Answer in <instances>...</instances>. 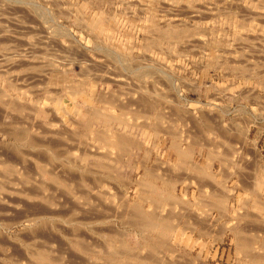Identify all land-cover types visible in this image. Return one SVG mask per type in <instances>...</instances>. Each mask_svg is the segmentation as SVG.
<instances>
[{"label": "rangeland", "instance_id": "obj_1", "mask_svg": "<svg viewBox=\"0 0 264 264\" xmlns=\"http://www.w3.org/2000/svg\"><path fill=\"white\" fill-rule=\"evenodd\" d=\"M115 132L127 150L93 136ZM177 144L217 147L211 175L228 178L235 198L264 191V0H0V264L264 256L248 200L232 201L233 222L212 247H189L176 222L173 233L132 226L143 169L144 191H183ZM152 201L166 213L157 217L177 218L179 200ZM232 229L257 239L254 254L236 253Z\"/></svg>", "mask_w": 264, "mask_h": 264}, {"label": "crops", "instance_id": "obj_2", "mask_svg": "<svg viewBox=\"0 0 264 264\" xmlns=\"http://www.w3.org/2000/svg\"><path fill=\"white\" fill-rule=\"evenodd\" d=\"M195 116L196 115H194V118H195ZM191 121H192V118H191ZM200 125H201V123H200ZM184 148L187 150V152L190 153L189 157L185 158V161L183 162L187 166L186 169L188 171L184 174L183 180L179 181V182H181L179 184L183 185V191L179 192L178 194L175 193L176 196L173 193V195L175 196L174 198L179 200V205H178V209H179L178 212L179 213L177 212V214H178V215H176L177 219L176 220L173 219V220H171V222L174 223L176 221L177 234H178L177 238L179 240H183V241L187 242L189 247L190 246L202 247V248L212 247L217 243V241H219V237L224 238V234H227V232H228L229 225L233 222V213L235 210L233 208H231L232 201L235 199H238L240 201L248 200V201H252V204H253L256 201L255 199H257V202H259L260 205H263L264 204L263 203L264 202V191L262 193H259V194L258 193H255V194L254 193H249V194H247V193L242 194L241 193V197L235 198L234 197L235 188H233V186L228 188V186H229L228 178H225V176L217 177L215 175L214 176L211 175L212 164H214V162H216V160H217V157L215 156L216 147L212 148L209 145H205L204 147H202V146H198L197 144H194L193 146L187 145V147H184ZM199 160H203V162L195 164ZM193 161L195 163H193ZM191 162H192V164H189ZM193 165H200V167H202V166L206 167L207 175L203 176L206 178H203L201 174H195L193 171L194 170ZM209 171H210V173H208ZM188 172H189V174H188ZM193 175H194V177H193ZM148 176H149L148 172H146L143 169L142 175L140 178H141V183H144V184L140 183L139 184V191H136L134 193L133 210L134 209L135 210L133 211V213H134V215L136 212H137L136 215L142 214L141 217L144 216L143 218H145V220H147L148 222L149 221L151 222V220L153 219V216L154 215L158 216V214H160V210H161V208L154 206L151 203V200H153V199L154 200H161L158 197L161 192L148 193L147 191L141 190V187H142V189H144V186H146V184L150 183L149 182L150 178H148ZM186 177H188V178H186ZM209 184H211V185H209ZM197 189H198V191H197ZM203 190H204V192H203ZM217 191H218V193H216V194L218 196L214 195L215 192H217ZM220 195H221V197H220ZM223 198L225 200H223ZM148 200H150V201H148ZM207 201H209V202H207ZM208 203H211L212 205L208 204ZM213 203H214V205L215 204L216 205L214 206ZM261 203H263V204H261ZM200 204H203V205H200ZM206 204H208V205H206ZM218 205L220 207H218ZM242 205L239 204V207ZM149 206H152L151 210L149 209ZM215 207L217 209H215ZM152 209H154V210L152 211ZM219 209H221V210H219ZM150 211H151V213H153V214L155 213V214L152 216ZM138 212H139V214H138ZM156 212H157V214H156ZM180 212H182V213L180 214ZM134 215H133V227H139V228H141L143 226L149 227L150 223L146 222V224H148V225H143L142 223L145 224V220L143 218H135L137 216L134 217ZM172 215L173 214H171V216ZM138 217H140V216H138ZM172 218H173V216H172ZM257 218L259 219V221L260 220L262 221V224H263L262 229L264 230V210H258ZM139 219H142V220H139ZM143 220H144V222H143ZM160 220L161 219L154 218V222H157L158 224H160V223L163 224L164 220L163 221L162 220L160 221ZM138 223L140 226L137 225ZM262 229H260V230H262ZM219 231H222L221 233H224V234L219 236V234H217Z\"/></svg>", "mask_w": 264, "mask_h": 264}, {"label": "bare ground", "instance_id": "obj_3", "mask_svg": "<svg viewBox=\"0 0 264 264\" xmlns=\"http://www.w3.org/2000/svg\"><path fill=\"white\" fill-rule=\"evenodd\" d=\"M108 97V96H107ZM113 98V97H112ZM109 100H110V98H108ZM140 99V98H139ZM117 101V100H116ZM103 102H104V100H103ZM115 102V101H114ZM114 102H112L111 101V104L112 103H114ZM118 103H119V101H117ZM129 102V101H128ZM124 103V105L121 103L120 105H118L117 103L115 104V108L116 107H118L121 111L122 110H124L126 107H124V106H126V105H128L129 106V104H131V103H129V104H126L125 105V102H123ZM127 103V102H126ZM133 103V102H132ZM138 102L136 101L135 102V104H137ZM146 104H147V102H145ZM142 104V103H141ZM114 105V104H113ZM122 105V106H121ZM135 106V105H134ZM140 106H142V105H140ZM150 106V105H149ZM153 106V105H152ZM132 107V106H131ZM137 107V106H136ZM144 108H145V105L143 106ZM148 107V106H147ZM154 107V106H153ZM135 108V107H134ZM150 108V107H149ZM149 108H147V109H149ZM127 109V108H126ZM138 108H136L135 109V112H137L136 110H137ZM151 109V108H150ZM131 110V109H130ZM144 110L145 109H143V112H144ZM162 110H164V109H162ZM134 111V110H133ZM142 111V110H141ZM151 111V110H150ZM98 112V111H97ZM146 112V111H145ZM152 112V111H151ZM157 112V111H156ZM91 113V112H90ZM146 113H148V112H146ZM163 113V112H162ZM91 114H93V111H92V113ZM101 114V113H100ZM159 113H157V115H158ZM94 115V114H93ZM97 115V114H96ZM104 115V114H103ZM162 115V114H161ZM182 115V114H181ZM108 117V116H107ZM162 117V116H161ZM160 116H159V118H161ZM132 119H133V117H131ZM139 117H137L136 119H138ZM145 117H143V119H144ZM162 118H164V117H162ZM208 118V117H207ZM127 119V118H126ZM135 118H134V121L136 120ZM140 119H142V117H140ZM147 119V118H146ZM145 119V120H146ZM149 119V118H148ZM167 119V118H166ZM183 120V119H182ZM209 120V119H208ZM119 121V120H118ZM144 121V120H143ZM164 121V120H163ZM99 122V121H98ZM147 122V121H146ZM191 122V121H190ZM143 123H145V122H143ZM180 123V122H179ZM193 123V122H192ZM155 124V123H154ZM194 124V123H193ZM108 125V124H107ZM132 125H134V124H132ZM153 125V124H152ZM157 125V124H156ZM171 125V124H170ZM195 125V124H194ZM112 126V125H111ZM130 126H131V124H130ZM144 126V125H143ZM247 126V125H246ZM152 127V126H151ZM155 127V126H154ZM158 127V126H157ZM156 127V128H157ZM191 128V127H190ZM63 129V128H62ZM167 129H170L169 127H167ZM170 130H172V129H170ZM217 130V129H216ZM154 131V130H153ZM158 131V130H157ZM156 131V132H157ZM161 131V130H160ZM237 131V130H236ZM165 132V131H164ZM169 132V131H168ZM172 132V131H171ZM190 132V131H189ZM218 132V131H217ZM238 132V131H237ZM178 133V132H177ZM180 134V133H179ZM221 134V133H220ZM174 135H176V134H174ZM93 136H95L94 138L96 139V140H98L99 142H101V143H103V144H105V145H107V146H109V147H112V148H116L117 149V147H122L123 148V146L125 147V143H127V138H124V137H126L125 135H123L122 136V134H118V133H110V134H108V136H103V135H98V134H95L94 133V135ZM194 138V137H193ZM192 138V139H193ZM197 138V137H196ZM184 139V138H183ZM191 139V140H192ZM190 141V140H189ZM191 142V141H190ZM195 143H196V141H194ZM198 142V141H197ZM46 143V142H45ZM199 143V142H198ZM129 144V143H128ZM209 144V143H208ZM50 145V144H49ZM48 145V146H49ZM135 145V144H134ZM178 145V144H177ZM213 144H211V146H212ZM222 145V144H221ZM44 146H45V144H44ZM216 146V145H215ZM51 147V146H50ZM50 147H48L49 149H50ZM139 147V146H138ZM173 148H175V149H173V150H175L174 152H175V154L177 155V157L176 158H178L177 159V161L180 163V164H184L183 162L185 161V158H187V157H189V155H190V153L189 152H187V150L186 149H183V148H181L179 145L178 146H172ZM213 147V146H212ZM121 148V150L123 151V149ZM215 148V147H214ZM217 148V147H216ZM124 149H126L127 150V148L125 147ZM107 149H105V151H106ZM216 150V149H215ZM90 151H92V150H90ZM94 151V150H93ZM109 151V150H108ZM190 151V150H189ZM87 152H89V151H87ZM216 152H217V150H216ZM109 153V152H108ZM219 153V152H218ZM98 153L97 152H95L94 151V153H92L91 152V155H92V157H100L99 155H97ZM106 154V153H105ZM119 155H120V153H118ZM222 154V153H221ZM107 155V154H106ZM175 155V156H176ZM220 155V154H219ZM227 155V154H226ZM148 157V156H147ZM213 157V156H212ZM105 158V157H104ZM226 158V157H225ZM227 160H228V158H227ZM38 161H39V159H38ZM41 162V161H40ZM222 162H225V161H222ZM46 163V162H45ZM98 164H100V163H97V165ZM190 164V163H189ZM192 164V163H191ZM96 165V164H95ZM161 165V164H160ZM99 166V165H98ZM196 166H198V165H196ZM234 166V165H233ZM155 167V166H154ZM168 167V166H167ZM167 169V168H166ZM193 171H194V173L195 174H201L202 175V177L203 176H205V175H207V173H206V167H203V168H200V169H197L195 166L193 167ZM224 169V168H223ZM236 169H238V168H236ZM182 170V169H181ZM46 171V170H45ZM53 170H51V172H47V174L49 175V177L50 178H54V177H56V176H54L55 174L52 172ZM170 171V170H169ZM168 171V172H169ZM183 171V170H182ZM185 171V170H184ZM222 171V170H221ZM181 172V171H180ZM223 172V171H222ZM241 172V171H240ZM25 173L26 172H24L23 173V176L25 175ZM56 173V172H55ZM150 173V172H149ZM210 173V172H209ZM175 174V173H174ZM181 174V173H180ZM236 174H237V172H236ZM56 175H58V174H56ZM159 175H161V173L159 174ZM192 175V174H191ZM27 176V175H26ZM59 176V175H58ZM166 176V175H165ZM222 176V175H221ZM237 176H238V174H237ZM60 177V176H59ZM151 177V176H150ZM158 177V176H157ZM193 177H194V175H193ZM119 178V177H118ZM153 178V177H152ZM167 177H165L164 179H166ZM178 178V177H177ZM186 178H188V177H186ZM192 178V177H191ZM196 178V177H195ZM201 178V177H200ZM203 178H206V177H203ZM239 178H241L240 176H239ZM178 179H180V178H178ZM185 179V178H184ZM202 179V178H201ZM255 179V178H254ZM169 180L171 181V182H169V184L171 185V184H173V182H172V180H174V179H172L171 180V178H169ZM241 180V179H240ZM259 180H260V178H259ZM263 180V179H262ZM68 181V180H67ZM199 181V180H198ZM207 181V180H206ZM261 181V180H260ZM264 181V180H263ZM69 182V181H68ZM67 182V183H68ZM101 182V181H100ZM189 182V181H188ZM241 182H242V180H241ZM65 183V182H64ZM198 183V182H197ZM206 183V182H205ZM209 183V182H208ZM256 184H258L259 182L257 181V182H255ZM69 184V183H68ZM141 184H144V183H141ZM203 184V183H202ZM207 184V183H206ZM241 184V183H240ZM174 185V184H173ZM197 185V184H196ZM209 185H211V184H209ZM74 186V185H73ZM146 186H147V184H146ZM198 186V185H197ZM253 186H255V185H253ZM170 187V186H169ZM201 187V186H200ZM204 187V186H203ZM243 187V186H242ZM245 187V186H244ZM73 188V187H72ZM172 188V187H171ZM255 188V187H254ZM201 189V188H200ZM74 190V189H73ZM142 190H144V189H142ZM202 190V189H201ZM210 190V189H209ZM212 190V189H211ZM246 190H247V188H246ZM197 191H198V189H197ZM225 191V190H224ZM223 191V192H224ZM201 192V191H200ZM203 192H204V190H203ZM211 192V191H210ZM209 192V193H210ZM256 192V191H255ZM254 192V193H255ZM214 193V192H213ZM216 193H218V191L217 192H215V194L214 195H216V196H218ZM220 194V193H219ZM203 195V194H202ZM205 195V194H204ZM213 195V196H214ZM231 195V194H230ZM223 196V195H222ZM88 197V196H87ZM138 197V196H137ZM161 200H154V201H163V203L165 202V204H169V206H175L178 202V200L176 199V198H174L175 196L174 195H171V193L170 192H161L160 194H159V196H158ZM220 197H221V195H220ZM45 198V197H44ZM47 198V197H46ZM84 198H86V196L84 197ZM50 199V198H49ZM48 199V200H49ZM218 199V198H217ZM86 200V199H85ZM147 200V199H146ZM177 200V201H176ZM199 200V199H198ZM221 200V199H220ZM223 200H225L224 198H223ZM256 201L253 203L254 204V206H256L257 207V210H264V202L263 203H261V204H263V205H260V203L259 202H257V199H255ZM52 201V200H51ZM50 201V202H51ZM148 201H150V200H148ZM152 201V200H151ZM206 201V200H205ZM260 201V200H259ZM153 202V201H152ZM151 202V203H152ZM204 202V201H203ZM207 202H209V201H207ZM45 203V202H44ZM48 202H47V200H46V204H47ZM52 203V202H51ZM89 203V202H88ZM228 203V202H227ZM226 203V204H227ZM50 204V203H49ZM93 204V203H92ZM152 204H154V203H152ZM208 204H211V203H208ZM208 204H206V205H208ZM48 205V204H47ZM159 205V204H158ZM178 205H179V203H178ZM181 205V204H180ZM200 205H203V204H200ZM212 205V204H211ZM213 205H214V203H213ZM216 205V204H215ZM214 205V206H215ZM98 206H99V204H98ZM154 206H156L155 204H154ZM225 206V205H224ZM72 207V206H71ZM182 207V206H181ZM217 207V206H216ZM215 207V209H217ZM218 207H220L219 205H218ZM73 208H74V206H73ZM178 208V207H177ZM209 208V207H208ZM76 209V208H75ZM155 209V208H154ZM154 209H152V211L154 210ZM167 209V208H166ZM183 209V208H182ZM211 209V208H210ZM72 210V209H71ZM97 210V209H96ZM131 210V209H130ZM128 210V212H132L133 213V211L135 210ZM156 210V209H155ZM163 210V209H162ZM169 210V209H168ZM171 210V209H170ZM169 210V211H170ZM209 210V209H208ZM219 210H221V209H219ZM224 210V209H223ZM75 211V210H74ZM73 211V212H74ZM78 211V210H77ZM138 211V210H137ZM164 211V210H163ZM163 211H161L160 210V212L162 213ZM168 211V212H169ZM179 211V209L177 210V212ZM185 211V210H184ZM41 212V211H40ZM155 212V211H154ZM166 212V211H165ZM176 212V213H177ZM67 213V212H66ZM66 213H64V214H66ZM69 213V212H68ZM78 213V212H77ZM150 213H151V211H150ZM164 213V212H163ZM169 213H172V212H169ZM175 213V212H174ZM179 213V212H178ZM182 212H180V214H181ZM185 213V212H184ZM45 214H46V212H45ZM56 214V213H55ZM63 214V213H62ZM137 214V212L135 213V215H134V213H133V215H134V217L135 216H137V217H135V218H143L144 216H142L141 217V215L142 214H140V215H136ZM138 214H139V212H138ZM152 214V216L155 214H153V213H151ZM156 214H157V212H156ZM257 214V213H256ZM159 215V214H158ZM161 215V214H160ZM166 215V213H164V216ZM169 215H171V214H169ZM169 215H168V217H166V219L164 220V222H163V224H158L157 222H154V218H157V219H161L162 221H163V218H159V217H155V215L153 216V219L151 220V222L149 221H147V220H145V218H143L144 220H145V224L144 223H142L141 221V223L143 224V225H148V224H146V222L147 223H150L149 224V230H155L156 231V229H162L163 228V230L165 231V232H172L173 230H175L174 229V227H172V222H171V220H172V217H169ZM178 215V214H177ZM63 216V215H62ZM77 216V215H76ZM130 216H132L131 214H130ZM138 216H140V217H138ZM162 216V215H161ZM164 216H162V217H164ZM185 216V215H184ZM101 217V216H100ZM240 217V216H239ZM64 218V217H63ZM80 218V217H79ZM83 218V217H82ZM86 218V217H85ZM128 218H131V217H128ZM127 218V219H128ZM101 219V218H100ZM133 219V218H132ZM175 219H177V218H175ZM179 219V218H178ZM243 219V218H242ZM72 220V219H71ZM79 220V219H78ZM86 220V219H85ZM129 220V219H128ZM136 220V219H135ZM139 220H142V219H139ZM144 220H143V222H144ZM160 220V221H161ZM204 220V219H203ZM202 220V221H203ZM130 221V220H129ZM128 221V222H129ZM138 221V220H137ZM128 222H126V224L128 223ZM133 222V221H132ZM136 222V221H135ZM139 222V223H140ZM176 222V221H175ZM174 222V223H175ZM201 222V221H200ZM123 223H124V221H123ZM139 223L137 224V225H139ZM140 223V224H141ZM257 223H258V221H257ZM141 224V225H142ZM203 224V223H202ZM142 225V226H143ZM133 226V225H132ZM140 226V225H139ZM230 226V225H229ZM144 227V226H143ZM147 227V226H146ZM191 227V226H190ZM236 227V226H235ZM240 227V226H239ZM229 228V227H228ZM232 228V227H231ZM231 228L229 229V231L231 230ZM139 229V228H138ZM144 229V228H143ZM222 230V229H221ZM245 230V229H244ZM258 230V229H257ZM232 231H233V237H234V240H235V243H234V245L236 246V253L239 255V253H240V255H241V252L243 253V252H246V253H248V252H250V251H252V249H250V251H249V248H248V250H247V247H250L252 244L251 243H249L250 241H252L254 238V236H252V240H251V237H249L250 239H246L247 238V236L246 235H243V233H242V231L243 230H240V229H232ZM247 231V230H246ZM251 231H256V230H251ZM220 232V233H219ZM217 234H221V232L222 231H219ZM113 233V232H112ZM173 233V232H172ZM230 233V232H229ZM116 234V233H115ZM75 235V234H74ZM244 236H246L245 237V239H243V237ZM257 235H255V237H256ZM79 237V236H78ZM113 237V236H112ZM147 237H149V236H147ZM261 237V236H260ZM263 237H264V235H263ZM115 238V237H114ZM258 238V237H257ZM79 239V238H78ZM170 239V238H169ZM262 239V238H261ZM74 240H76V239H74ZM118 240V239H117ZM245 240H247V241H245ZM250 240V241H249ZM257 239H254V241H256ZM263 241H264V239H262ZM78 241V240H77ZM80 241V240H79ZM78 241V243H81V242H79ZM165 241V240H164ZM249 241V242H248ZM76 242V241H75ZM83 242V241H82ZM163 243V242H162ZM251 244V245H250ZM256 244V243H255ZM83 245H85L84 244V242H83ZM83 245H82V247H83ZM80 246V245H79ZM252 246H254V245H252ZM81 247V248H82ZM261 247H262V245H261ZM86 249H87V247H85ZM128 248V247H127ZM85 250V249H84ZM126 249H124L123 251H125ZM127 250H130V249H127ZM139 250V249H138ZM144 250V249H143ZM154 250V249H153ZM247 250V251H246ZM260 250H261V248H260ZM263 250V249H262ZM116 251V250H115ZM148 251V250H147ZM156 251V250H155ZM135 252V251H134ZM136 252H138V251H136ZM158 252V251H157ZM256 252V251H255ZM263 252V251H262ZM261 252V253H262ZM125 253V252H124ZM123 253V254H124ZM159 253V252H158ZM252 253H253V251H252ZM259 253H260V251H259ZM258 253V256H256L255 258H253L252 256H254V255H252L251 253V255L249 254L248 256H249V258H250V264H264V256H263V253H262V256L260 255ZM111 254H115V253H111ZM127 254H128V252H127ZM137 254V253H136ZM140 254V253H139ZM144 254V253H143ZM143 254H142V256H143ZM154 254V253H153ZM245 254V253H244ZM254 254V253H253ZM129 255V254H128ZM155 255V254H154ZM260 255V256H259ZM130 256V255H129ZM141 256V255H140ZM247 256V255H246ZM151 257V256H150ZM150 257H148V259L150 258ZM157 257V256H156ZM241 257V256H240ZM135 258H137V257H135ZM142 258V257H141ZM152 258V257H151ZM143 259V258H142ZM147 259V260H148ZM244 259V258H243ZM246 259V258H245ZM54 260V259H53ZM153 260H155V259H153ZM165 260V259H164ZM239 260V259H238ZM150 261V260H149ZM166 261V260H165ZM170 261V260H169ZM175 261V260H174ZM247 261H248V259H247ZM129 263V262H128ZM154 263H156V262H154ZM157 263H159V262H157ZM170 263V262H169ZM185 263V262H184ZM73 264V263H72ZM130 264V263H129ZM131 264H133V263H131ZM135 264V263H134ZM171 264H173V263H171ZM175 264V263H174ZM176 264H178V263H176ZM180 264H182V263H180ZM248 264V263H247Z\"/></svg>", "mask_w": 264, "mask_h": 264}]
</instances>
